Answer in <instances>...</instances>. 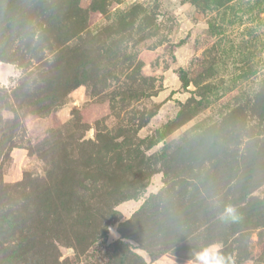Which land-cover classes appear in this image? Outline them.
I'll use <instances>...</instances> for the list:
<instances>
[{
  "label": "rangeland",
  "instance_id": "rangeland-1",
  "mask_svg": "<svg viewBox=\"0 0 264 264\" xmlns=\"http://www.w3.org/2000/svg\"><path fill=\"white\" fill-rule=\"evenodd\" d=\"M213 245L264 264V0H0V264Z\"/></svg>",
  "mask_w": 264,
  "mask_h": 264
},
{
  "label": "clouds",
  "instance_id": "clouds-1",
  "mask_svg": "<svg viewBox=\"0 0 264 264\" xmlns=\"http://www.w3.org/2000/svg\"><path fill=\"white\" fill-rule=\"evenodd\" d=\"M232 209H229L231 212ZM197 264H225L224 256L219 254V246L213 245L197 254Z\"/></svg>",
  "mask_w": 264,
  "mask_h": 264
}]
</instances>
